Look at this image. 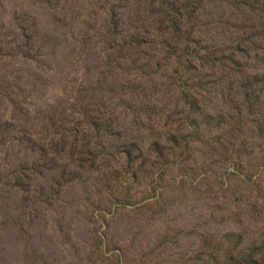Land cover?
Listing matches in <instances>:
<instances>
[{
  "label": "rangeland",
  "instance_id": "1",
  "mask_svg": "<svg viewBox=\"0 0 264 264\" xmlns=\"http://www.w3.org/2000/svg\"><path fill=\"white\" fill-rule=\"evenodd\" d=\"M0 264H264V0H0Z\"/></svg>",
  "mask_w": 264,
  "mask_h": 264
},
{
  "label": "trees",
  "instance_id": "2",
  "mask_svg": "<svg viewBox=\"0 0 264 264\" xmlns=\"http://www.w3.org/2000/svg\"><path fill=\"white\" fill-rule=\"evenodd\" d=\"M180 9H181V6H180ZM187 62H188V64H190L191 63V60H187Z\"/></svg>",
  "mask_w": 264,
  "mask_h": 264
}]
</instances>
